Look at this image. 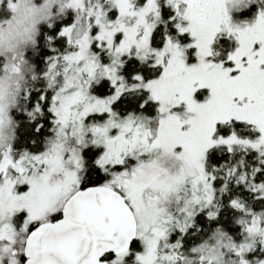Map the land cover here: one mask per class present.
<instances>
[{
	"label": "snow or ice",
	"instance_id": "snow-or-ice-1",
	"mask_svg": "<svg viewBox=\"0 0 264 264\" xmlns=\"http://www.w3.org/2000/svg\"><path fill=\"white\" fill-rule=\"evenodd\" d=\"M0 264H264V0H0Z\"/></svg>",
	"mask_w": 264,
	"mask_h": 264
}]
</instances>
